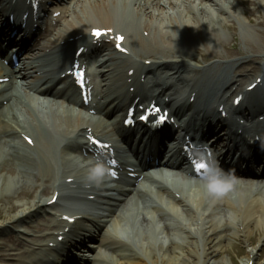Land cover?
I'll return each instance as SVG.
<instances>
[{
	"label": "bare ground",
	"instance_id": "6f19581e",
	"mask_svg": "<svg viewBox=\"0 0 264 264\" xmlns=\"http://www.w3.org/2000/svg\"><path fill=\"white\" fill-rule=\"evenodd\" d=\"M253 2L256 9L261 8L260 3L264 5V0ZM251 5L247 0H75L70 8L62 11L60 18L63 23L54 28L47 44L40 46L36 54V57H43L35 65L42 70L36 75L41 74L35 75V79L29 81V77L35 74V66L26 62V79L17 82L14 76L6 83H0V196L8 201V206L3 207L0 213V234L10 230L21 235L18 240L8 238L5 243H0V250L4 252L0 259L6 262L15 261L14 264H44L43 254L52 250L49 244L58 245L56 238L66 229V240L61 243L65 247L61 251L64 254L74 247L73 243L68 242L71 232L74 234L75 243L83 241L79 245L84 244L86 239L94 240L90 236L91 230L93 231V226L98 227L100 221H95L94 218L92 221L91 215H84L82 210H78L81 207L89 210L94 207L100 213H106L102 215L108 218L105 220V227L110 225L99 240L95 239L97 245L90 243L87 246L89 249H97L91 254V260L87 264H216L210 263L211 257L218 254L224 244L228 246L231 239L242 238L241 243L249 244L252 234L259 230L263 231L264 237V188H256L253 196L249 192L244 195L237 192L235 198L245 200L242 205L234 206L222 194L210 196L203 189L202 183H191V176L183 171L182 174L179 173L181 176H177L185 182L183 188L171 186L168 181L162 182L148 174L142 175L139 181L131 182L126 179L129 185L125 187L111 188L109 184L102 182L103 177L95 182L88 181L91 164L76 155L82 150L86 152L90 147L87 144L88 136H97L112 143L113 148L122 150L119 143L112 138L111 121L107 123L94 118L88 112L94 111L95 115L108 118V110H116V102L119 104L120 99L130 93L127 90L120 96L114 90V93L110 91L107 95L105 92L101 96L102 86L97 85L99 94H93L91 105L84 108L80 106L73 86L66 87L65 82H59L64 74L62 70L69 62L61 58L70 55V40L76 41L77 46L81 47L91 31L98 29L105 31L104 43L101 45L105 46L108 53L104 54L106 57L100 62L96 59L97 56H91L90 59H95L92 61L93 67L97 64L95 83L100 78L104 87L113 83L112 89H120V66L113 63L117 60L112 57L121 54L109 49L111 45L107 43L109 37L116 34L123 36L122 47L130 54L135 52L140 60L152 64L144 67L145 74H154L171 66L174 69V78L177 82L186 83V87L190 88L187 95H194V100L197 97L193 89L197 86L192 79L194 73L183 72L189 62H195L198 66L192 68L195 72L209 69L215 72L218 67L224 66V70H237L239 75L241 69L252 67L256 69V77H263L264 84V64L261 67L251 66L249 63L252 60H248L250 57L243 56L255 53L257 59H264V18L251 23ZM231 18L241 23L244 36L240 39V34L236 36L235 27L228 21ZM222 28L228 31L229 36L226 31L220 32ZM138 31H142L147 39L136 36ZM178 33L180 37L175 39ZM220 35L222 38L228 37L230 42L224 41ZM236 39L244 45L245 50H241L242 53L236 48ZM83 58L80 60L84 62ZM158 58L164 60L155 62ZM229 59L233 61L225 62V65H220L223 62H214ZM108 61L112 63L109 64ZM45 64L48 65L46 68ZM131 69L133 66L127 70ZM179 70L183 71L179 73ZM200 76L197 74L196 79L206 77ZM4 77L7 76L0 75V79ZM238 81L235 75L228 77L221 90V98L224 97V90L231 92L232 97L242 94V102L261 100L260 109H264V86L249 92L245 88L252 84L236 87ZM42 82L47 87L41 88L39 84ZM50 83L51 86H48ZM93 85L94 81L89 78V86ZM128 85L133 87L134 82H129ZM122 86H125L124 83ZM47 90L54 91L49 96L51 100L40 99V96H46L41 93H46ZM68 91L74 95L67 96ZM168 91L178 95L169 85L160 87L161 93ZM112 96L115 97L111 99ZM213 96L212 100L217 105L226 104L220 97L216 98V93ZM58 97L61 102L54 100ZM147 99V96L139 95V104ZM185 102L187 103L183 105L193 108L194 102L189 99ZM176 111L179 114L182 109ZM220 130L221 128L214 129L215 133ZM238 130L244 132L242 126ZM260 130H264L263 126ZM258 131L259 127L256 133L253 131L255 134L251 135L252 138H255ZM26 138H31L32 145L26 143ZM244 164L238 163L239 170ZM247 165L249 166L248 163ZM127 167V163H123L122 171L129 172ZM126 175L127 173L123 179L128 178ZM238 177L243 178L241 175ZM236 182L238 181H232V184H244L248 186L246 190L252 189L253 183L249 181H240L241 185ZM256 183L264 186L262 180ZM190 185L198 188L190 190V193L199 196L192 197L184 192ZM44 190L52 192L50 199H43L41 194ZM238 190L243 191V188ZM259 190H263L262 193ZM109 192L118 193L122 199H114L115 196H110ZM53 196L56 200L50 204ZM88 197H94L101 202L91 204L86 200ZM56 206L62 210L61 215L74 219L73 224L59 216L54 221L46 218V224L33 228L20 226L24 221L36 217V214L48 216L51 212L47 209ZM194 223L197 226L195 228ZM101 227L105 230L103 224ZM37 229L47 231L33 236L30 241L22 237H29ZM110 231L113 233L108 234ZM256 248L250 249L240 264H259ZM67 257L73 258L71 255Z\"/></svg>",
	"mask_w": 264,
	"mask_h": 264
},
{
	"label": "rangeland",
	"instance_id": "374dc122",
	"mask_svg": "<svg viewBox=\"0 0 264 264\" xmlns=\"http://www.w3.org/2000/svg\"><path fill=\"white\" fill-rule=\"evenodd\" d=\"M144 1L145 0H143V2ZM165 1H171V0H165ZM247 1H249L252 4L251 7H250V11H251V16H250L251 23H254L255 21H257L259 19L260 20H263V18H264V5H263V3H260V6H261L260 9H256V7L253 6V3H254L253 0H247ZM136 2H137V0H136ZM223 7H224V5H223ZM240 11H242V9H240ZM228 21L235 27L236 36H237V34H240L239 35V39L242 38L244 36V32H243L241 23L238 22V20H235L233 18L229 19ZM244 21L246 22V20H244ZM225 31L226 30L223 29L220 32L223 33ZM217 32L219 33L218 30H217ZM136 33H137L136 36H141L140 38H142L143 40H146L147 39L145 37V34L142 31H138ZM225 33L229 36L228 31H226ZM221 35H220V37H221ZM179 37H180V34L178 33V34H176V38L175 39H178ZM222 39H224V41H226V42H230L229 39H228V37L222 38ZM236 40H237V42L235 43L236 46H237L236 48L242 53L241 50H245L244 45L242 44V42L239 43L238 42V39H236ZM134 56H137V55L134 54ZM243 56L250 57V59H248V60H252L250 62H254L253 64L259 63V62H261V61L264 60V59H257L256 58V54H243ZM159 59H161V58H159ZM217 61H218V63L223 62L220 65H225V62L233 61V59H229V60H217ZM188 64L191 65V63H188ZM224 69H225L224 66H222V67H218L217 71H215V72L213 71L214 75L216 76L215 78L222 79L224 77V75H225V72L228 73V71H226ZM169 181L171 182V186H177V187H181V188H183L184 183H185L181 179H179V180H169ZM242 185H244V184H242ZM247 187L248 186H245L244 185L243 186V191H242V190H238V187H235V186H232L231 185V188L229 190L224 191L222 193V196H225L228 201H231V204L232 205L238 206V205H242L241 203L245 199H237V198H235L237 192L238 193H242L243 195L245 194V192H249V195L250 196H253L254 193L256 192V190H254L255 188H257V187L264 188V186H262V185L261 186H258L257 183H253L252 189L250 190L251 193H250L249 189L246 190ZM26 189H28V188H26ZM192 189H198V188L195 187V186H193V185H190V186H188L184 190V192L186 194H191L192 197L199 196V194H193L192 195V193H190V190H192ZM203 189L205 190V188H203ZM262 191H260L259 193H262ZM50 193H51V191H45L44 190V192L41 195H42V197H45L46 199H48V198L51 197L50 196L51 195ZM257 193H258V191H257ZM18 200H20V199H18ZM247 200H249V199H247ZM7 206H8V201L6 202L5 198L3 196H0V213L3 210V207H7ZM195 227H197V226L194 223L193 224V228H195ZM257 230H259V229H257ZM262 233H263L262 230H259V232L253 233L252 236H251V238L249 239V242H250L249 244L248 243H241V241L243 240L242 238H239V240H234V239L232 240L231 239L230 244H228V246L223 243L224 245H223L221 251L218 254H215V255H213L211 257L210 263L215 262L216 264H240V261L242 259H244V257L247 254V252L250 249H253V248H256L257 247L256 248V252H257V257H256L257 258V262L259 264H264V237H263V234ZM11 237L14 238V239H16L17 236L14 233V235H12ZM259 241H260V244H258ZM0 253H2V252H0Z\"/></svg>",
	"mask_w": 264,
	"mask_h": 264
},
{
	"label": "clouds",
	"instance_id": "9594fccd",
	"mask_svg": "<svg viewBox=\"0 0 264 264\" xmlns=\"http://www.w3.org/2000/svg\"><path fill=\"white\" fill-rule=\"evenodd\" d=\"M105 172V167L102 164H97L90 169L87 180L95 182L101 178ZM231 185L232 181L230 176L215 165H210L203 177V186L210 196H219L224 191L229 190Z\"/></svg>",
	"mask_w": 264,
	"mask_h": 264
},
{
	"label": "snow or ice",
	"instance_id": "6c2138e0",
	"mask_svg": "<svg viewBox=\"0 0 264 264\" xmlns=\"http://www.w3.org/2000/svg\"><path fill=\"white\" fill-rule=\"evenodd\" d=\"M93 35L99 37L100 35H102V33L99 32V31H94V32H93ZM120 39H122V38H120ZM79 80H80L81 84L83 85V74H82V73H81L80 76H79ZM238 102H239V101H237V103H238ZM142 119H147V117H142ZM162 119H163V118H162ZM128 123H132V121L129 120ZM195 167H196V170H197V171H200V170H206V169H207V166H206V164H204V163H196V164H195Z\"/></svg>",
	"mask_w": 264,
	"mask_h": 264
}]
</instances>
